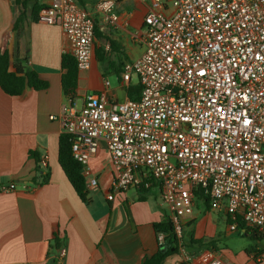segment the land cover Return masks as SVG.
<instances>
[{
    "label": "built area",
    "instance_id": "built-area-1",
    "mask_svg": "<svg viewBox=\"0 0 264 264\" xmlns=\"http://www.w3.org/2000/svg\"><path fill=\"white\" fill-rule=\"evenodd\" d=\"M118 1L99 0L91 13L75 0H56L38 22L59 26L67 54L88 70L95 15L116 24ZM150 1L144 53L122 72L124 83L137 75L140 98L119 102L100 92L81 107L70 101L59 116L63 133L88 191L98 186L90 161L104 145L114 191L159 193L171 208L178 264H228L188 249L184 226L202 192L212 211L226 214L230 232L264 238V0ZM40 164L45 169L46 159ZM164 239L157 234L159 245ZM65 256L63 246L54 264Z\"/></svg>",
    "mask_w": 264,
    "mask_h": 264
},
{
    "label": "crops",
    "instance_id": "crops-1",
    "mask_svg": "<svg viewBox=\"0 0 264 264\" xmlns=\"http://www.w3.org/2000/svg\"><path fill=\"white\" fill-rule=\"evenodd\" d=\"M55 1L0 0V49H8L11 69L16 58L27 59L29 68L48 84L42 90L27 87L19 96L8 95L0 87V264H53L57 252L51 246L56 235L66 249L63 264H142L158 249L154 225L169 217L170 206L155 190L114 191V169L104 145L90 161L98 186L89 191L87 203L59 164V140L64 134L59 116L71 101L62 85L68 41L59 26L40 23L36 17L38 10ZM98 1L75 0L91 13ZM150 8V0H119L114 25L95 15L91 67L79 71L73 100L78 107L91 93L103 92L117 100L105 80L107 71L117 63L114 71L122 73L126 62L144 53V18ZM130 83L122 81V86L127 90ZM44 158L50 177L41 185ZM229 225L226 214L212 211L195 196L193 212L185 219V241L191 235L212 241L213 248L192 251L209 252L228 264H264V238H254L252 231L244 229L243 234L230 232ZM230 234L242 236L243 244H222ZM179 260L176 253L165 264Z\"/></svg>",
    "mask_w": 264,
    "mask_h": 264
},
{
    "label": "trees",
    "instance_id": "trees-1",
    "mask_svg": "<svg viewBox=\"0 0 264 264\" xmlns=\"http://www.w3.org/2000/svg\"><path fill=\"white\" fill-rule=\"evenodd\" d=\"M39 10L36 12V17ZM20 18H17L15 29L19 26ZM11 61L8 49H0V87L2 90L11 96L21 95L27 87L34 90H42L48 87L47 82L42 81L37 73L31 70L28 66V60L18 58L15 59L14 70L11 69ZM62 69L64 74L62 76V85L65 95L71 100L76 99L77 81L79 70L76 62L69 54H64L62 57ZM127 96L130 100L136 101L141 94L140 84L129 86L126 90ZM59 164L65 173L67 179L71 183L73 189L83 202H88L89 191L86 189L85 177L82 173V166L74 160L71 153L70 137L63 134L59 140ZM42 174L41 185L49 181L50 173L46 171ZM40 171V170H39ZM41 173V172H40ZM142 192L146 193V190ZM195 196L204 200L205 205H209L208 197L203 195L202 192L195 193ZM156 233H163L165 235L164 243L158 246L156 253L150 257H145L142 264H165L168 257L178 253L177 239L173 231L172 223L167 218L162 223L154 225ZM256 236L260 237L258 232ZM259 239V238H258ZM186 246L190 250H197L201 248H213L214 243L205 239H194L191 235L189 242ZM63 247L62 239L56 235L51 246V250L57 252ZM255 256H260V251L255 252ZM54 264V261H53ZM185 264V263H182Z\"/></svg>",
    "mask_w": 264,
    "mask_h": 264
},
{
    "label": "rangeland",
    "instance_id": "rangeland-1",
    "mask_svg": "<svg viewBox=\"0 0 264 264\" xmlns=\"http://www.w3.org/2000/svg\"><path fill=\"white\" fill-rule=\"evenodd\" d=\"M174 12V7L171 4L170 10L168 15H171ZM118 68L117 63H113V67L109 72L107 71V76L105 80L109 81L110 83V91L115 99H117L119 102H125L126 101V88L122 86V73L115 72L114 69ZM138 83V77L136 74H132V81L130 86H134ZM127 85V83H126ZM185 235V233H184ZM234 243V245L239 246L243 244V238L239 234H230L226 238H223L222 244H229Z\"/></svg>",
    "mask_w": 264,
    "mask_h": 264
},
{
    "label": "water",
    "instance_id": "water-1",
    "mask_svg": "<svg viewBox=\"0 0 264 264\" xmlns=\"http://www.w3.org/2000/svg\"><path fill=\"white\" fill-rule=\"evenodd\" d=\"M253 237L255 238L256 237V231H253Z\"/></svg>",
    "mask_w": 264,
    "mask_h": 264
}]
</instances>
